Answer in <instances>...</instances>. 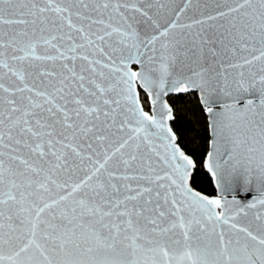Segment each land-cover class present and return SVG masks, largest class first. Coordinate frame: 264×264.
I'll return each mask as SVG.
<instances>
[{
    "label": "snow or ice",
    "instance_id": "obj_1",
    "mask_svg": "<svg viewBox=\"0 0 264 264\" xmlns=\"http://www.w3.org/2000/svg\"><path fill=\"white\" fill-rule=\"evenodd\" d=\"M0 264H264V0H0Z\"/></svg>",
    "mask_w": 264,
    "mask_h": 264
},
{
    "label": "trees",
    "instance_id": "obj_2",
    "mask_svg": "<svg viewBox=\"0 0 264 264\" xmlns=\"http://www.w3.org/2000/svg\"><path fill=\"white\" fill-rule=\"evenodd\" d=\"M172 102L176 105L177 116L181 125L175 131L184 138L185 143L192 151L199 154L204 144L206 133L204 131V119L198 106L189 98L174 99ZM203 175L202 170L201 177L197 180V190L207 195H215L216 191L213 185L207 183L203 179Z\"/></svg>",
    "mask_w": 264,
    "mask_h": 264
},
{
    "label": "water",
    "instance_id": "obj_3",
    "mask_svg": "<svg viewBox=\"0 0 264 264\" xmlns=\"http://www.w3.org/2000/svg\"><path fill=\"white\" fill-rule=\"evenodd\" d=\"M214 187V186H213ZM215 190V189H214ZM216 191V190H215ZM218 193L217 192H215V195H209V197H215L216 195H217ZM255 192L254 193H252V192H249V193H247V194H243V195H239L238 196V198H241L242 200H249V199H251L252 198V196L254 197L255 196Z\"/></svg>",
    "mask_w": 264,
    "mask_h": 264
}]
</instances>
